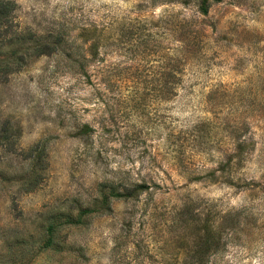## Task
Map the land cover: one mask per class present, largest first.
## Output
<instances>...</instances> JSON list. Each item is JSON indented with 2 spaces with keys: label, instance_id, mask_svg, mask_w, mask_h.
Returning a JSON list of instances; mask_svg holds the SVG:
<instances>
[{
  "label": "rangeland",
  "instance_id": "obj_1",
  "mask_svg": "<svg viewBox=\"0 0 264 264\" xmlns=\"http://www.w3.org/2000/svg\"><path fill=\"white\" fill-rule=\"evenodd\" d=\"M198 4L0 0V264H264V0Z\"/></svg>",
  "mask_w": 264,
  "mask_h": 264
},
{
  "label": "trees",
  "instance_id": "obj_2",
  "mask_svg": "<svg viewBox=\"0 0 264 264\" xmlns=\"http://www.w3.org/2000/svg\"><path fill=\"white\" fill-rule=\"evenodd\" d=\"M206 0H199V4H198V11L201 13V14H206L207 13V7L204 5ZM48 49V45L44 44V46L38 50L40 53H46V51ZM114 196H124L125 194L123 193H114L113 194Z\"/></svg>",
  "mask_w": 264,
  "mask_h": 264
}]
</instances>
